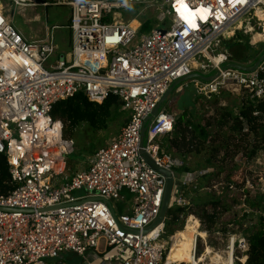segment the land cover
<instances>
[{"label": "built area", "instance_id": "1", "mask_svg": "<svg viewBox=\"0 0 264 264\" xmlns=\"http://www.w3.org/2000/svg\"><path fill=\"white\" fill-rule=\"evenodd\" d=\"M61 3L71 8V51L56 56L54 34L28 40L15 27L14 10ZM183 3L187 10L179 0L2 3L0 153L7 159L13 189L0 194V264H47L67 252L82 257L83 264L97 258L103 264H170L173 242H162L164 226L145 234L161 212L166 186V178L140 155L147 118L175 82L195 71L205 77L217 72L211 81L194 83L200 94L229 91L243 103L264 101V62L253 72L225 68L231 60L222 48L238 32L256 33L264 41V18L257 13L264 12V0ZM132 7L156 11L151 31L140 32V19L137 28L122 20L121 12ZM78 93L95 103L116 96L129 117L87 168L69 175L75 142L65 138L64 124L52 112L56 103ZM252 118L253 124L261 120L264 125V113L254 110ZM176 126L174 114L159 112L144 145L156 164L173 174L172 206L188 211L179 216L186 224L190 218L200 223L190 212L188 190L220 198V218H229L220 220L227 257L246 264L254 237L264 236V148L227 174L213 167L191 170L184 157L162 148L160 138L172 136ZM80 191L85 195H74ZM93 198L123 202L125 213L118 215L113 204L112 209ZM199 239L206 243L196 236V245Z\"/></svg>", "mask_w": 264, "mask_h": 264}, {"label": "rangeland", "instance_id": "2", "mask_svg": "<svg viewBox=\"0 0 264 264\" xmlns=\"http://www.w3.org/2000/svg\"><path fill=\"white\" fill-rule=\"evenodd\" d=\"M6 1L0 0L3 4ZM61 1L68 3L74 0ZM139 12L140 18L137 16ZM257 13L264 18L263 12L257 11ZM121 15L123 21H135V24L139 26V19L155 17L156 11L132 7L122 11ZM70 18V6L62 3L48 7L40 6L14 10L15 27L28 40H43L48 34H54L59 49L56 56L69 54L71 31L67 27L70 25ZM165 26H167V23ZM54 27L57 28L53 29ZM160 27L163 26L161 25ZM260 40L262 39L256 33L245 34L238 32L235 37L227 39L225 41L227 43L224 42L222 48L224 51L229 52L231 61L240 62L242 65H251L264 52V41L261 42ZM229 42L235 43L230 46ZM55 58L52 60H55ZM201 73V71H195L193 74ZM216 74L217 72L213 70L207 77H212ZM196 81L203 83V80L201 81L197 77L181 82L161 105L159 112L174 114L178 123L177 130L172 136L160 138L162 148L166 151H171V142L176 143L174 144L176 149L175 151L173 149L172 152L176 154L180 150L187 164L194 169L213 167L219 173L227 174L233 172L235 171V165L241 164L242 160L259 156V153L264 148V125L261 124V120H257L256 124L252 123L251 127L244 122L243 129L239 130L237 126L239 120H241L239 118L240 108L250 106V103L246 101L243 103L241 96L232 94L229 91H222L221 94L211 97L200 94L194 84ZM121 112L119 111L118 115L109 122L106 130L98 131L91 128L88 124H82L75 131L73 137L75 151L74 155L69 157L70 160L67 166L69 175H73L77 170L87 168L95 153L100 148L105 147L120 133L129 117L128 111L122 110ZM228 113H231L232 116H227ZM189 126H192V129H189ZM202 128L206 130V132L204 131V137L201 135ZM180 131H182L183 139L173 142L174 140L172 139H177ZM185 138L188 139L186 140ZM74 195L82 196L85 193L84 191L74 192ZM173 195L175 196V192ZM188 199L192 202L190 212H193L199 218L202 225L199 228L200 231L207 233L205 235L206 243L201 241V239L197 243V257L204 255L208 246L214 252L223 253V257L228 258L226 254L228 247L225 238L226 229L220 220L223 222L229 218H220V198L213 194H194L192 190H188ZM112 204L117 209L118 215L125 213V205L127 204L117 201H113ZM207 208H212L214 211L207 212ZM202 210H205L207 215L215 216L216 219L212 224L204 222L200 218ZM183 214L186 215V213H181L179 216ZM177 218L172 225L166 221L168 227L164 226V235L162 237V242L167 243L168 246L170 244L169 238L172 237V248H176L177 252L175 251V254L173 253L174 251L169 253V257H173L174 260H176L177 254L179 255L178 257H182L181 243L193 238L190 231L185 230V219ZM172 253L174 256H172ZM206 257L207 259L202 264H211L209 255ZM46 262L47 264H83L84 259L67 252L60 258L47 259ZM236 263L239 264V262Z\"/></svg>", "mask_w": 264, "mask_h": 264}, {"label": "trees", "instance_id": "3", "mask_svg": "<svg viewBox=\"0 0 264 264\" xmlns=\"http://www.w3.org/2000/svg\"><path fill=\"white\" fill-rule=\"evenodd\" d=\"M39 1L44 2L47 0ZM141 20L143 21V26L140 30L141 33H148L156 24L154 17L146 19L143 17ZM234 43L235 42H229L230 46ZM121 107L122 104L116 96L109 97L103 103H95L89 101L83 93H78L72 98L56 103L53 108L52 116L54 119L60 120L64 124L65 138L73 140L75 131L82 124H88L91 128L98 131L106 130L109 126V122L114 119L116 115H118L117 113L119 111H122ZM254 110L264 113V101L240 108L239 118L241 120H239L237 126L239 130L243 129L244 122H246L250 127L252 126V112ZM227 116H232V114L228 113ZM177 127L178 126H176V128ZM204 131L206 132L205 128H202L201 135L203 137L205 135ZM181 133L182 131H180V134ZM176 141L177 140L174 139L173 142ZM72 155H74V153ZM185 170L189 171L190 169L186 168ZM12 189L11 175L7 159L5 155L0 153V194H7ZM174 211L177 212L178 215L181 213H188L184 208L174 207L168 211L167 217L169 218V215H171ZM206 213L207 212L205 210H202L200 218L203 219L204 222L212 224L216 219L215 216L210 214L207 215ZM177 219H179V217ZM167 221H169V219ZM175 251L177 252V249L172 248L170 253L173 252L175 254ZM174 254L172 256H174ZM246 264H264V236L258 234L254 237Z\"/></svg>", "mask_w": 264, "mask_h": 264}, {"label": "water", "instance_id": "4", "mask_svg": "<svg viewBox=\"0 0 264 264\" xmlns=\"http://www.w3.org/2000/svg\"><path fill=\"white\" fill-rule=\"evenodd\" d=\"M264 62V52L261 54V56L257 59V61L250 65V66H243L240 64H228L227 66H225V68H233V69H238V70H242L245 72H253L254 70H256L260 64H262ZM194 77H197L203 81H211L214 79L215 76L212 77H205L202 74H192L186 78H183L177 82H175L170 89L168 90V92L163 96L162 100L160 101L158 107L156 108V110L147 118L145 126L142 129V133H141V143H140V155L142 157V159L151 167L153 168L155 171H157L158 173H160L161 175H163L166 178V186H165V194H164V199H163V205L161 208V212L158 216V218L153 222V224L146 228L145 230V234L149 233L150 231H152L153 229H155L156 227H160V226H165V222H166V217H167V213L170 210L171 203H172V193H173V187H174V178H173V174L171 171H167L161 167H159L156 162L150 157V155L147 153V151L144 148L145 145V139H146V134H147V129L150 125V123L152 122V120L159 114L161 105L164 103V101L168 98V96L171 94V92L181 83L184 82L186 80L192 79ZM95 200H99V201H103L106 202L103 199H98V198H93ZM111 208H112V204L110 202H106ZM113 209V208H112ZM114 213V210H113Z\"/></svg>", "mask_w": 264, "mask_h": 264}, {"label": "bare ground", "instance_id": "5", "mask_svg": "<svg viewBox=\"0 0 264 264\" xmlns=\"http://www.w3.org/2000/svg\"><path fill=\"white\" fill-rule=\"evenodd\" d=\"M2 3L0 2V8L2 7ZM201 12V11H199ZM131 26L134 28H137L138 25L135 24V21H131ZM195 65L196 62H194ZM189 224L190 229H189ZM200 223L198 220H195V218H190L189 222L185 226V230H190L192 233V239H189L187 241H183L181 243V248H182V257H178L179 255H176V260L169 258L168 256V261L170 264H202L205 262L207 259V255H209V260L211 261V264H234V259L233 258H225L223 257V253H218L214 252L212 248L206 247L205 253L202 256L195 257L194 253L195 250H197V245H196V236H201L203 239H205V235H207L206 232L200 231ZM187 231V233H188ZM93 259V258H92ZM245 261V260H244Z\"/></svg>", "mask_w": 264, "mask_h": 264}, {"label": "crops", "instance_id": "6", "mask_svg": "<svg viewBox=\"0 0 264 264\" xmlns=\"http://www.w3.org/2000/svg\"><path fill=\"white\" fill-rule=\"evenodd\" d=\"M258 11H261V10H258ZM262 12V11H261ZM264 13V12H263ZM71 41V40H70ZM71 43V42H70ZM70 51H71V47H70ZM69 51V52H70ZM217 52H220V50H218ZM232 63H235V64H240V65H242L240 62H237V61H231V64ZM243 66H247V65H243ZM174 144H176V143H172L171 142V144H170V150L171 151H168V152H170V153H174V152H172L173 151V149H174V151H175V149H176V146L174 145ZM176 154H178V155H180V156H182V157H184V155H182L181 153H180V150L179 151H177L176 152ZM190 166V165H189ZM191 170H201V169H206V168H201V169H194V168H192L191 166L189 167ZM191 191V190H190ZM192 194V193H191ZM195 194V193H194ZM190 200V199H189ZM177 216H179L178 215V213L177 212H172V214L171 215H169V218L167 217L166 218V221L169 219V223L172 225V223L175 221V219L177 218ZM190 224H189V229H190ZM165 227H168L167 226V223L165 224ZM190 231V230H189ZM190 234H191V236H192V233H191V231H190ZM170 239H172V237H170ZM206 239V238H205ZM207 241V240H206ZM165 243V242H164ZM165 244H167V243H165ZM171 259H173V257L171 258ZM92 260H95V259H92ZM93 264H103L102 263V261L100 260V259H96V261L93 263ZM104 264H107V263H104Z\"/></svg>", "mask_w": 264, "mask_h": 264}, {"label": "snow or ice", "instance_id": "7", "mask_svg": "<svg viewBox=\"0 0 264 264\" xmlns=\"http://www.w3.org/2000/svg\"><path fill=\"white\" fill-rule=\"evenodd\" d=\"M179 3L181 4V8L187 10V6L183 3V0H179Z\"/></svg>", "mask_w": 264, "mask_h": 264}, {"label": "clouds", "instance_id": "8", "mask_svg": "<svg viewBox=\"0 0 264 264\" xmlns=\"http://www.w3.org/2000/svg\"><path fill=\"white\" fill-rule=\"evenodd\" d=\"M253 64H254V63H253ZM251 65H252V64H251ZM247 66H250V65H247ZM207 168H208V167H207ZM171 206H172V204H171ZM171 208H174V207L172 206ZM171 208H170V209H171ZM166 218H167V217H166ZM165 224H166V222H165ZM169 239H170V238H169Z\"/></svg>", "mask_w": 264, "mask_h": 264}]
</instances>
